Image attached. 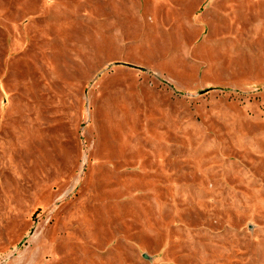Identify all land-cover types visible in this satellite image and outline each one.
I'll return each instance as SVG.
<instances>
[{"label": "rangeland", "instance_id": "rangeland-1", "mask_svg": "<svg viewBox=\"0 0 264 264\" xmlns=\"http://www.w3.org/2000/svg\"><path fill=\"white\" fill-rule=\"evenodd\" d=\"M0 264H264V0H0Z\"/></svg>", "mask_w": 264, "mask_h": 264}, {"label": "water", "instance_id": "water-1", "mask_svg": "<svg viewBox=\"0 0 264 264\" xmlns=\"http://www.w3.org/2000/svg\"><path fill=\"white\" fill-rule=\"evenodd\" d=\"M132 67V66H131Z\"/></svg>", "mask_w": 264, "mask_h": 264}]
</instances>
